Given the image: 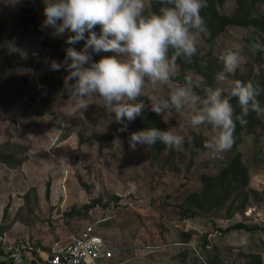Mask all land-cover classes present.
<instances>
[{
    "label": "rangeland",
    "instance_id": "374dc122",
    "mask_svg": "<svg viewBox=\"0 0 264 264\" xmlns=\"http://www.w3.org/2000/svg\"><path fill=\"white\" fill-rule=\"evenodd\" d=\"M240 3L212 0L211 7L233 15ZM244 3L252 17L264 16V0ZM43 8V0H0V83L10 76V83L1 86L7 93L0 101V233H7L10 243L29 240L45 252L44 258L94 225L116 248L106 264H264L263 229L221 231L240 221L264 225V115H255L240 142L224 153L213 155L204 148L213 135L208 125L185 128L181 150L141 144L133 150L131 134L147 129L140 121L143 112L164 120L168 130L187 119L190 110H173L164 118L151 111L144 96L138 98L146 105L141 115L120 124L95 100L77 109L64 87L67 71L51 70L50 63L62 62L67 47L81 50L84 41L66 44L71 33L54 37V29L43 26ZM201 15L208 35L187 63L218 66L208 75L203 64H196L198 69L193 64L186 75L202 77L204 86L222 88L225 96L236 80L259 85L264 51L253 53L250 46L264 44V32L253 25H230L214 37L217 26L205 8ZM99 27L93 29L97 35ZM10 44L26 50L28 59L10 54ZM229 50H242L244 59L218 81L221 56ZM110 55L93 53L92 61ZM183 61H177L178 84L185 82ZM169 93L167 86L156 90L164 97ZM125 124L127 130L120 131ZM232 163L244 170L245 186L227 194L219 210L181 218L178 211L195 209L207 180ZM26 255L19 264H32L33 253ZM35 258L45 264L41 255Z\"/></svg>",
    "mask_w": 264,
    "mask_h": 264
},
{
    "label": "clouds",
    "instance_id": "9594fccd",
    "mask_svg": "<svg viewBox=\"0 0 264 264\" xmlns=\"http://www.w3.org/2000/svg\"><path fill=\"white\" fill-rule=\"evenodd\" d=\"M157 2L161 5L158 11L153 10L152 0H43V26L54 29V37L71 33L65 41L68 45L84 41L79 51L67 47L64 60H52L50 69L67 71L64 87L77 109H86L95 100L114 113L115 122L120 124L125 119L135 120L146 108L142 100L138 102L139 97L146 96L151 111L164 118L173 110H190V116L176 127H150L132 133L129 144L133 150L137 144L150 148L157 141L166 149L181 150L186 140L182 134L185 128L197 130L208 125L213 135L204 148L213 155L230 151L236 142L237 121L243 127L250 112L264 115V106L258 99L264 88L252 81L236 80L225 96L222 88L204 86L202 77L186 75L183 84L176 83L177 61L183 58L190 62L198 53L202 37L208 35L201 15L208 6L207 0ZM97 25L101 27L99 35L93 31ZM8 50L28 59L26 50L15 44H10ZM250 51H264V44L253 43ZM100 52L113 55L93 62V53ZM243 59L242 50L227 51L221 56L224 68L216 79L222 81L226 73H234ZM160 86L170 89L167 97L156 94ZM233 97L238 98L239 115L230 102ZM126 130L125 124L120 131ZM187 139L192 142L193 138Z\"/></svg>",
    "mask_w": 264,
    "mask_h": 264
},
{
    "label": "trees",
    "instance_id": "16d2710c",
    "mask_svg": "<svg viewBox=\"0 0 264 264\" xmlns=\"http://www.w3.org/2000/svg\"><path fill=\"white\" fill-rule=\"evenodd\" d=\"M245 0H241L240 6L233 15H228V14H220L215 8L211 7L212 6V0H207V7L205 8L206 11L208 12L210 16V21L217 26L216 29H214L212 36H217L218 34L221 33L226 27L230 25H235V26H256L259 28L262 32H264V16L261 17H252V14L248 11L249 9L247 8L246 3H244ZM159 3L157 0L152 1V8L154 11H158ZM101 30V27H99ZM66 54V53H65ZM199 60H203V58H199ZM203 64V62H197L195 61L194 63H186L183 61L182 65V75L185 78L186 72L188 70L194 69L192 66L193 64L196 66V64ZM218 65L215 62H210L207 64H203L201 68L203 69L204 74H212L213 71H215ZM259 86L264 88V76L262 74V77L259 78ZM7 83H10V76H7L5 80L0 83V101L4 99V93L2 91V84L6 85ZM256 84V83H255ZM258 99L260 100L261 105L263 106L264 103V93H262ZM231 103L234 106L235 109V114L239 115L240 114V106L238 104V98H231ZM257 115L254 112H250L249 115L246 117L248 120V123L246 126H241L239 122L237 121V127L235 130V136H236V142L234 146H236L240 140L243 137L244 130L248 127L249 129L253 126L252 125V120H254V116ZM258 116V115H257ZM256 117V116H255ZM140 121H144L147 128L150 127H155L159 130H166L167 129V124L165 123L164 120L158 118L154 113H147L143 112L142 117L140 118ZM157 149H160L164 147L162 143L157 141L155 144ZM246 175H244V170L242 172L238 169V166L236 163H232L230 166H227L223 168L219 174L210 177L208 181V189L206 192H204V196L200 195L199 203L197 207L193 210H180L178 213L180 214L181 218H189V217H196L198 212L200 211L201 213L203 212L204 214L210 213L213 210H219L224 206L226 203V199L228 198L227 194L232 192L233 190H236V192H239L241 190V184H245L246 181L243 182L244 178ZM208 178V177H207ZM248 178V177H247ZM245 186V185H244ZM198 194V193H197ZM235 207V206H234ZM210 208V209H208ZM197 210V211H195ZM254 228H260L264 230V225H257V226H250L245 222H237L233 225H230L221 231L227 232L231 230H239V229H244L251 231ZM33 253V259H32V264H38V259L35 258V252ZM0 255H5L4 247L2 243L0 242ZM260 258V257H259ZM0 264H13V261L11 258H8L6 260H0ZM259 264H263L262 261L259 262Z\"/></svg>",
    "mask_w": 264,
    "mask_h": 264
},
{
    "label": "built area",
    "instance_id": "2783aa9c",
    "mask_svg": "<svg viewBox=\"0 0 264 264\" xmlns=\"http://www.w3.org/2000/svg\"><path fill=\"white\" fill-rule=\"evenodd\" d=\"M5 255L0 260L11 258L13 264L27 258L26 252H35L44 258L45 252L29 240L10 243L7 233H0ZM116 255V248L96 230L94 225L83 229L70 243L47 253L45 264H106ZM32 261V260H31Z\"/></svg>",
    "mask_w": 264,
    "mask_h": 264
}]
</instances>
